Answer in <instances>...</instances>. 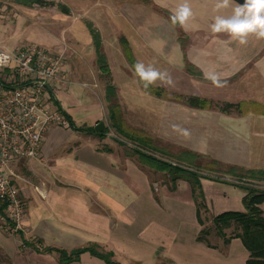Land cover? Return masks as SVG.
<instances>
[{
    "label": "crops",
    "instance_id": "0c3cea01",
    "mask_svg": "<svg viewBox=\"0 0 264 264\" xmlns=\"http://www.w3.org/2000/svg\"><path fill=\"white\" fill-rule=\"evenodd\" d=\"M123 1L116 2V25L111 23L110 31L116 32L117 63L125 75L122 89L131 90L129 109L137 124L163 143L230 165L264 168V40L249 35L241 45L226 33L213 34V17L231 14V8L214 11L216 0H188L191 15L183 28L171 20L181 0ZM86 20L100 33L102 49L100 27ZM121 38L136 63L176 77L172 85L157 80L156 86L213 102L242 103V111L200 109L149 96L126 69L131 65ZM83 48L78 55L68 54L72 59L64 65V81L51 82L46 89L48 104L56 109L49 100L52 94L79 127L105 117L95 51L92 46L94 65L86 62ZM188 66L199 74L190 73ZM206 73L217 74L223 86H215ZM109 141L106 135L54 127L42 140L39 157L12 162L13 181L26 203L24 229L12 235L11 243L0 229V264H59L56 252H36L22 239L39 249L95 243L112 250L121 264H245L248 252L239 238L224 243L221 236L214 242L210 225L198 223L187 181L178 179L174 190H155L153 170ZM200 183L211 223L214 215L230 208L226 201L243 210L244 190L207 179ZM204 226L209 234L205 241L197 240ZM68 264L106 263L83 252Z\"/></svg>",
    "mask_w": 264,
    "mask_h": 264
},
{
    "label": "trees",
    "instance_id": "16d2710c",
    "mask_svg": "<svg viewBox=\"0 0 264 264\" xmlns=\"http://www.w3.org/2000/svg\"><path fill=\"white\" fill-rule=\"evenodd\" d=\"M16 4L22 6L31 7L34 4L44 6L47 3L44 0H12ZM57 7L63 12H67V8L63 4H57ZM84 24L90 33L92 46L95 51V61L102 75H109V67L105 54L101 49V37L100 33L93 26V24L84 20ZM121 45L126 55L128 62L134 70L135 60L131 55L128 42L125 38H121ZM188 69L193 71L192 67L188 66ZM142 86V85H141ZM143 87V86H142ZM144 88V87H143ZM146 91H152L157 97H162L164 94L162 88L151 87L144 88ZM115 97V90L113 85L107 83L104 88V101L105 114L109 121L110 126L114 131L131 140L134 145L130 148L131 153L136 155L140 162L146 164L148 167L157 171L167 172L170 175L169 190L176 188V181L178 179H185L190 185V192L192 200L196 206V217L200 225L204 224L202 219L201 210L205 212L206 205L204 202V194L201 187V179H207L210 181L229 184L234 187L240 188L245 191L241 202L243 210H227L218 213L212 217V224L216 227L217 231L222 235L223 242L228 243L232 238H239L242 245L248 252V256L245 260V264H264V211L260 207V204L264 202V187H259L261 183H264V168H243L236 165H230L225 170H220L219 174L211 175L207 173H200L199 167L195 164L201 156L193 151H179L177 154L171 153L165 147L155 144L148 135L144 133H137L133 130H129L123 120L120 118L117 105L113 102ZM177 100L181 103L195 108L207 109L215 107L222 112L242 111V103H228V102H213L197 95L180 96L177 95ZM49 100L68 121V128L75 131H83L87 133L103 136L108 131L104 132H91L86 128L76 126L71 116L59 105L56 98L49 94ZM118 145H124V142L116 140ZM217 159H212L209 164L215 167L221 166ZM223 165V164H222ZM215 167H212L216 169ZM218 170H215L217 172ZM214 172V173H215ZM224 174V175H222ZM228 175L231 179L237 180L239 183H234L233 180H225L223 177ZM233 226V231L230 234H226L225 229ZM209 234L207 227L201 228L196 237L197 240L205 241L206 236ZM21 235V234H20ZM23 243L28 247L33 248L36 252H56L58 254L59 264H68L70 261L77 260L81 253L88 252L92 256H95L103 260L106 264H121L114 259V253L112 250H104L98 244L90 243L84 246L71 248L69 250L63 248H56L52 246H43L41 249L37 248L31 242L22 239Z\"/></svg>",
    "mask_w": 264,
    "mask_h": 264
},
{
    "label": "rangeland",
    "instance_id": "374dc122",
    "mask_svg": "<svg viewBox=\"0 0 264 264\" xmlns=\"http://www.w3.org/2000/svg\"><path fill=\"white\" fill-rule=\"evenodd\" d=\"M47 5L40 6L34 4L31 7L22 6L16 4L12 0H0V46L5 48H14L16 46H21L23 44L34 42L37 44H41L50 48L51 50L63 53L65 56V61H70L72 57L70 56L78 55V48L81 49V52L84 53L83 57L86 58V62H92L93 49L90 43L86 40L83 35L84 32V19H93V21L100 27L102 37H103V48L102 52L106 55L107 61L110 67V75L105 76L102 75L101 84L103 87V92L105 85L107 83L113 85L115 90V97L113 102L117 105L120 118L125 123V126L129 130H133L137 133L148 135L151 140L162 147L168 149L171 153L177 154L180 150L184 151L183 148L177 147L170 143L161 142L155 135L146 132L143 126L138 125L134 120V117L131 115L130 111V102L129 100L133 99L131 97L130 89H122V85L124 82V73L120 72L122 70L121 66L117 63L116 57V32L113 34L110 29L112 28L111 23L116 25V2L117 4H124L123 0H44ZM57 4H63L67 8V12H63L57 7ZM110 22V23H109ZM124 53V51H123ZM126 58V55L124 53ZM127 60V58H126ZM128 61V60H127ZM95 65V64H94ZM129 72H133L129 64L126 68ZM191 73V70H190ZM195 74V73H194ZM118 75V76H117ZM121 75V76H119ZM117 76V77H116ZM107 77V78H106ZM137 78V77H136ZM138 80V78H137ZM176 80V77L172 80ZM175 85L177 83H174ZM141 86V84H139ZM151 87H160L154 85H150ZM118 89H117V88ZM142 87V86H141ZM143 88V87H142ZM162 88V87H160ZM165 95L162 97H157L153 94L152 91H146L143 88V91L149 94L154 98H159L163 100H168L170 102H175L179 104L181 101L175 99L177 95L183 96L179 94L178 90L173 87L169 89L162 88ZM117 92V93H116ZM118 95V97H117ZM104 99V95H103ZM106 102L104 101V109ZM106 124V132L107 138L112 142L113 146H119L126 153L130 154V148L134 145V143L124 138L123 136L117 134L114 129L110 126L107 116L102 119ZM116 140H120L124 142V145H118ZM188 151V150H187ZM194 152V151H193ZM201 157L195 161L200 173L207 174H215L220 170H225L230 166V164L220 163L221 166L215 167L209 164L211 162L212 157L205 153H198ZM133 155V154H131ZM138 159L136 155H133ZM235 165V164H234ZM238 166V165H236ZM215 167L216 169L212 168ZM242 167V166H239ZM246 168V167H243ZM154 172L153 174V184H156L155 190H160L163 186L169 188L170 186V175L167 172L157 171L151 168ZM215 170H218L215 172ZM215 172V173H214ZM224 175V174H222ZM225 180H233L228 175L223 177ZM182 179V178H181ZM185 180V179H182ZM234 183H239L237 180ZM259 187H264V183H261ZM264 203V202H263ZM226 204H229L230 208L228 210H234L233 205L230 204L229 201H226ZM242 205V204H241ZM264 209V205H263ZM201 217H205L207 225H210V239L214 242L221 241V234L217 231L214 225L210 222V218L206 217L205 212L201 210ZM205 223V222H204ZM0 229L3 232L4 236L7 238L6 241L9 243L12 242V235L8 234L4 230H2V224L0 223ZM226 234H230L233 231V226L225 229ZM12 237V238H11ZM15 237V236H14ZM8 264V263H6Z\"/></svg>",
    "mask_w": 264,
    "mask_h": 264
},
{
    "label": "built area",
    "instance_id": "2783aa9c",
    "mask_svg": "<svg viewBox=\"0 0 264 264\" xmlns=\"http://www.w3.org/2000/svg\"><path fill=\"white\" fill-rule=\"evenodd\" d=\"M65 63L63 53L34 42L0 46V223L9 234L23 231L26 205L12 162L39 157L49 130L68 127L46 99L48 84L64 81Z\"/></svg>",
    "mask_w": 264,
    "mask_h": 264
},
{
    "label": "clouds",
    "instance_id": "9594fccd",
    "mask_svg": "<svg viewBox=\"0 0 264 264\" xmlns=\"http://www.w3.org/2000/svg\"><path fill=\"white\" fill-rule=\"evenodd\" d=\"M222 8H231V14L227 17L222 15L213 17L212 23L209 24L213 34L226 33L232 41H237L241 45L248 43L249 35L264 40V0H244L243 4L236 3V0H216L214 11L219 12ZM190 15L188 0H181L173 10L172 23L183 28ZM134 75L144 88L154 85L157 80L167 85L173 83L166 71H160L153 65H145L142 62L134 65ZM205 78L211 80L215 86H223L220 77L215 73H206Z\"/></svg>",
    "mask_w": 264,
    "mask_h": 264
},
{
    "label": "water",
    "instance_id": "95a60500",
    "mask_svg": "<svg viewBox=\"0 0 264 264\" xmlns=\"http://www.w3.org/2000/svg\"><path fill=\"white\" fill-rule=\"evenodd\" d=\"M239 4H243L244 0H236ZM87 131L91 132H104L106 130V124L103 120L98 121L94 125H89L85 127Z\"/></svg>",
    "mask_w": 264,
    "mask_h": 264
}]
</instances>
